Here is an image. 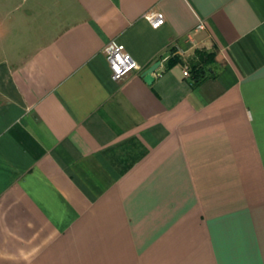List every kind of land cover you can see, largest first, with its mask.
I'll use <instances>...</instances> for the list:
<instances>
[{
	"label": "crops",
	"instance_id": "obj_1",
	"mask_svg": "<svg viewBox=\"0 0 264 264\" xmlns=\"http://www.w3.org/2000/svg\"><path fill=\"white\" fill-rule=\"evenodd\" d=\"M0 264H264V0H0Z\"/></svg>",
	"mask_w": 264,
	"mask_h": 264
},
{
	"label": "built area",
	"instance_id": "obj_2",
	"mask_svg": "<svg viewBox=\"0 0 264 264\" xmlns=\"http://www.w3.org/2000/svg\"><path fill=\"white\" fill-rule=\"evenodd\" d=\"M153 27L157 28L165 22V16L160 11H149L145 13ZM204 27V22L201 21L197 25L198 28ZM105 54L111 68L112 78L115 80H122L131 72L140 68L139 62L127 51L124 44L116 39L109 41L105 47ZM190 74L188 68L184 69V74Z\"/></svg>",
	"mask_w": 264,
	"mask_h": 264
},
{
	"label": "trees",
	"instance_id": "obj_3",
	"mask_svg": "<svg viewBox=\"0 0 264 264\" xmlns=\"http://www.w3.org/2000/svg\"><path fill=\"white\" fill-rule=\"evenodd\" d=\"M197 55L199 56L201 62L199 63L197 62L195 65H193L192 71H193L194 76L196 77V82H199L207 77L206 71L202 64V59L206 58L209 55H212V53H207L205 51L199 50L197 52Z\"/></svg>",
	"mask_w": 264,
	"mask_h": 264
},
{
	"label": "water",
	"instance_id": "obj_4",
	"mask_svg": "<svg viewBox=\"0 0 264 264\" xmlns=\"http://www.w3.org/2000/svg\"><path fill=\"white\" fill-rule=\"evenodd\" d=\"M160 65L161 61H157L145 70L143 76L147 82L151 83L154 80V73L160 67Z\"/></svg>",
	"mask_w": 264,
	"mask_h": 264
},
{
	"label": "clouds",
	"instance_id": "obj_5",
	"mask_svg": "<svg viewBox=\"0 0 264 264\" xmlns=\"http://www.w3.org/2000/svg\"><path fill=\"white\" fill-rule=\"evenodd\" d=\"M185 75H187V73H185Z\"/></svg>",
	"mask_w": 264,
	"mask_h": 264
}]
</instances>
